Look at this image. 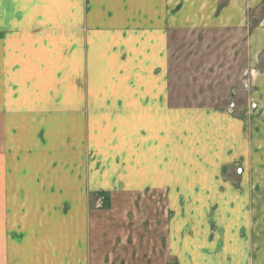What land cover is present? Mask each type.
<instances>
[{
  "label": "rangeland",
  "instance_id": "1",
  "mask_svg": "<svg viewBox=\"0 0 264 264\" xmlns=\"http://www.w3.org/2000/svg\"><path fill=\"white\" fill-rule=\"evenodd\" d=\"M190 1L76 32L50 109L0 90V264H264V0L196 28Z\"/></svg>",
  "mask_w": 264,
  "mask_h": 264
},
{
  "label": "crops",
  "instance_id": "2",
  "mask_svg": "<svg viewBox=\"0 0 264 264\" xmlns=\"http://www.w3.org/2000/svg\"><path fill=\"white\" fill-rule=\"evenodd\" d=\"M132 1L0 0V32H10L11 34V40H0V48L9 46L8 50L0 53V78L3 79V82H0V90L12 86L14 95L23 105L21 109H50L47 108L52 106L49 100L45 101L32 95L36 93L45 96L61 95L68 86V74L77 68L70 61L73 48L94 45L91 41L85 42L79 38L76 32L114 28L99 25L100 16L108 18V15L112 14L111 10L117 9V13L123 16L122 29L136 21L135 16H141V19L145 18L147 22V19H150L148 17L150 14L155 19L146 31L163 32L170 26L172 27L171 21H175V16L171 15V20L166 21L164 16H167L168 13L163 11L164 8L161 13H155L144 9L149 7L148 0H140L144 4L142 6L134 5ZM210 1L191 0L188 2V11L185 12L183 24L188 25V28L190 25L193 26L192 28H196V26H201L202 20L207 22V19L198 16L215 14L221 5L220 2L217 3V0L212 3ZM258 1L236 0L235 3L222 5L218 13L225 15L224 22L228 23L229 15H232L230 18L233 21L242 24L243 15L246 14L245 10L251 5L256 7ZM158 5L162 8L161 0ZM105 9L108 11H104ZM105 21L106 19H103L102 23ZM126 21L128 26H125ZM53 46L65 48L62 53H55L53 56L51 53ZM9 79L11 82L7 84ZM62 107L60 109H68L65 105ZM3 108L7 107L0 106V110ZM10 109L20 108L17 105Z\"/></svg>",
  "mask_w": 264,
  "mask_h": 264
}]
</instances>
